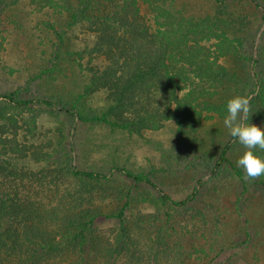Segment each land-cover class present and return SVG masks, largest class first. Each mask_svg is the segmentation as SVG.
<instances>
[{
    "label": "rangeland",
    "instance_id": "374dc122",
    "mask_svg": "<svg viewBox=\"0 0 264 264\" xmlns=\"http://www.w3.org/2000/svg\"><path fill=\"white\" fill-rule=\"evenodd\" d=\"M249 1L167 0L166 7L176 10L183 19L208 23L201 25L207 38L200 44L209 49V61L222 50L217 48L218 43L237 48V58L221 57L220 63L249 81L242 96L248 97L251 105L259 102L257 96L264 87V10ZM258 1L264 5V0ZM55 3L59 0L1 1L0 95L14 93L21 99L71 104L88 83L91 68L85 70L76 63L65 65L52 79L42 73L51 67L59 35L68 42L64 54L68 51L70 56L91 51L95 41L87 25L67 29ZM141 12L152 25L149 8L144 5ZM96 63L101 66L104 61L98 59ZM187 77L191 79V74L187 73ZM85 100L88 106L100 109L109 104L104 90L93 92ZM0 106L8 118L0 119V139L21 141L20 153L12 154L7 145L0 146V159L10 157L19 173L27 176L12 178L0 174V193L31 203L54 201L72 182L64 174L66 159L62 155L73 146V164L81 169L107 173L121 167L152 172L158 186L175 200L197 191L186 210L160 208L143 201H133L127 209V221L135 229L148 228L153 233L160 229L171 244L170 250L180 244L179 264H264V192L248 179L238 181L226 167L216 172L211 168L224 145H230L228 159L235 165L245 151L230 138L223 118L204 119L194 133L181 135L173 121L163 123L157 130H119L81 125L38 105ZM248 116L253 117V113ZM128 186L116 180L100 186L99 191L118 204L116 199L126 193ZM103 206L108 209L110 205ZM97 231L111 238L117 232V224L102 220ZM146 234L145 230L140 231V237ZM140 242L143 244L141 238ZM171 258L172 255L163 257L160 262ZM115 263L127 264L122 258Z\"/></svg>",
    "mask_w": 264,
    "mask_h": 264
},
{
    "label": "trees",
    "instance_id": "16d2710c",
    "mask_svg": "<svg viewBox=\"0 0 264 264\" xmlns=\"http://www.w3.org/2000/svg\"><path fill=\"white\" fill-rule=\"evenodd\" d=\"M220 1L223 0H213ZM166 3L167 0H59L55 6L65 27L87 25L94 35V46L91 51L70 56L68 51L64 54L68 42L59 35L51 67L42 73L52 79L65 65L76 63L85 70L91 68L88 83L71 104L42 98L21 99L11 93L0 95V105H38L81 125L119 130H157L163 123L173 121L181 135L194 133L204 119H224L227 101L242 96L249 85L246 78L241 79L234 69L220 63L221 57L237 58L238 50L218 43L217 48L222 50L209 61V49L200 44L207 38L201 25L208 23L183 19ZM249 3L264 10L258 0ZM144 5L153 14L152 25L141 12ZM98 59L104 61L101 66L96 63ZM186 67L192 68L187 71ZM98 90H104L109 103L104 109L88 106L85 100ZM257 101L259 104L250 105L253 117L248 116V120L264 127V87ZM0 119H8L4 108H0ZM19 144L21 141L16 138L0 139V146L7 145L12 154L21 152ZM72 147L62 155L66 159L64 174L72 182L54 201L31 203L0 193V264H116L118 258L127 264H179L180 244H173L176 249L170 250L171 244L160 229L157 233L148 228L135 229L127 221V209L133 201H143L160 208L186 210L197 191L175 200L158 186L152 172L121 167L107 173L81 169L73 164L76 159ZM229 151V144L222 147L212 171L226 167L238 181H246L243 171L229 161ZM254 152L264 157V150ZM52 157L49 153L48 159ZM0 174L27 177L19 173L10 157L0 159ZM116 180L129 185L126 193L116 199L118 204L99 191L100 186ZM248 180L264 192V175ZM105 203L110 205L108 209L104 208ZM102 220L117 224L113 237L105 238L97 231ZM142 229L148 234L140 237ZM170 255V260L160 262Z\"/></svg>",
    "mask_w": 264,
    "mask_h": 264
},
{
    "label": "clouds",
    "instance_id": "9594fccd",
    "mask_svg": "<svg viewBox=\"0 0 264 264\" xmlns=\"http://www.w3.org/2000/svg\"><path fill=\"white\" fill-rule=\"evenodd\" d=\"M249 112L250 99L245 96H234L226 103V115L223 119L224 127L230 136L245 149L236 161L245 179L264 175V157L254 152V149L264 150V127L250 123Z\"/></svg>",
    "mask_w": 264,
    "mask_h": 264
}]
</instances>
